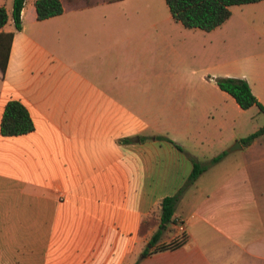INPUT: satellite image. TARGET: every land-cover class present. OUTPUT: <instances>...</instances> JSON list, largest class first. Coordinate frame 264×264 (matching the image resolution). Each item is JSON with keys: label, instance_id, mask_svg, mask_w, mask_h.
<instances>
[{"label": "crops", "instance_id": "1", "mask_svg": "<svg viewBox=\"0 0 264 264\" xmlns=\"http://www.w3.org/2000/svg\"><path fill=\"white\" fill-rule=\"evenodd\" d=\"M34 1L16 30L12 0H0V30L12 32L0 116L15 99L33 123L0 136V264H264V131L240 141L264 113L213 78L197 96L179 89L175 65L134 28L139 12L60 0V14L38 20ZM252 50L222 75L244 79L264 109V41ZM193 163L203 170L189 182ZM167 196L186 242L141 257L139 221Z\"/></svg>", "mask_w": 264, "mask_h": 264}, {"label": "rangeland", "instance_id": "2", "mask_svg": "<svg viewBox=\"0 0 264 264\" xmlns=\"http://www.w3.org/2000/svg\"><path fill=\"white\" fill-rule=\"evenodd\" d=\"M109 9L143 15L134 28L147 46L175 65L177 76L185 81L178 88L188 96L204 92V80L236 69L253 53L252 45L264 41L256 34L264 26V0L229 6V16L209 31L183 27L171 18L164 0H113ZM218 43L227 46L220 57L213 51Z\"/></svg>", "mask_w": 264, "mask_h": 264}, {"label": "trees", "instance_id": "3", "mask_svg": "<svg viewBox=\"0 0 264 264\" xmlns=\"http://www.w3.org/2000/svg\"><path fill=\"white\" fill-rule=\"evenodd\" d=\"M24 0H12L10 17L14 29L20 28V12ZM261 0H164L167 10L172 19L179 22L185 28H198L209 31L220 25L228 16V7L245 3H253ZM34 8L36 19L41 20L61 13L60 0H35ZM7 15L3 5H0V29L5 24ZM12 32L0 30V70L5 68L9 44ZM215 85L222 91L230 95L241 109H246L251 105H256L258 110L264 113L262 106L256 101L250 92L247 82L242 78L219 76L213 78ZM33 130L32 120L26 108L15 99L7 100L0 116V136H16L26 134ZM264 131V123L257 130L249 133L240 141L248 144L255 137ZM222 153L211 158V162L216 161ZM203 170V166L198 163L192 164V169L187 180L190 182ZM176 196H167L160 200L156 209L149 211L141 218L137 227L139 236H147V245L140 252L141 257L148 254L175 249L186 242L184 231L177 232L173 218V207ZM173 225L175 235L168 241H159L161 232L168 226ZM135 264V263H133Z\"/></svg>", "mask_w": 264, "mask_h": 264}, {"label": "built area", "instance_id": "4", "mask_svg": "<svg viewBox=\"0 0 264 264\" xmlns=\"http://www.w3.org/2000/svg\"><path fill=\"white\" fill-rule=\"evenodd\" d=\"M174 223L177 232H181L184 230V226L181 219H175Z\"/></svg>", "mask_w": 264, "mask_h": 264}]
</instances>
